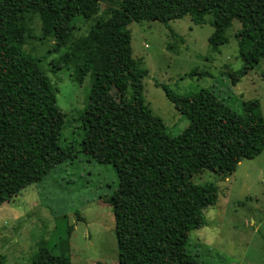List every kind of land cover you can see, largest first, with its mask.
Instances as JSON below:
<instances>
[{
  "label": "trees",
  "instance_id": "16d2710c",
  "mask_svg": "<svg viewBox=\"0 0 264 264\" xmlns=\"http://www.w3.org/2000/svg\"><path fill=\"white\" fill-rule=\"evenodd\" d=\"M106 0H0V204L39 183L52 169L77 156L113 167L118 186L110 197L118 264H201L188 250L190 228L168 215L157 201L180 187L186 206L200 213L217 200L214 184H194L204 171L230 176L242 160L264 150V118L257 100L236 112L209 89L176 95L162 86L166 98L201 136L182 145L168 134L143 97L146 69L137 67L128 26L157 21L164 25L190 16L198 24L212 16L208 38L212 51L227 41L226 31L237 20L238 54L242 67L229 74L237 83L264 60V0H121L110 16L96 20L74 40L76 20L92 19ZM34 14L51 52L70 46L65 64L77 83L87 75V104L66 142V112L57 104L40 60L24 51L27 17ZM191 73L190 75H192ZM120 94L115 110L102 97ZM152 136L141 138L143 129ZM5 258L0 255V264ZM32 264H71L47 244Z\"/></svg>",
  "mask_w": 264,
  "mask_h": 264
},
{
  "label": "rangeland",
  "instance_id": "374dc122",
  "mask_svg": "<svg viewBox=\"0 0 264 264\" xmlns=\"http://www.w3.org/2000/svg\"><path fill=\"white\" fill-rule=\"evenodd\" d=\"M121 0H106L92 19L78 18L74 40L84 36L98 19L108 18ZM24 51L40 60L52 85L57 88V104L66 112L63 131L66 142L79 140L73 132L77 117L87 104L91 77L77 83L72 64L63 62L70 46L51 52L53 40L44 38L36 15L27 17ZM237 20L226 31V43L218 51L208 46L213 32L212 16L198 24L190 16L168 22L142 21L128 26L132 57L137 67L146 69L143 97L168 134L182 145L202 135L188 123L166 98L162 86L176 95L209 89L236 112L242 104L257 100L264 118V60L237 83L229 74L243 62L238 54ZM193 73L192 75H190ZM120 94L112 89L103 104L115 110ZM141 138L152 136L143 129ZM194 184H214L217 200L197 213L186 206L182 187L157 201L167 214L184 219L190 228L188 250L201 264H264V150L255 158L242 160L228 177L204 171L192 177ZM113 167L77 154L58 165L39 183L20 191L0 204V255L4 264H32L47 244L71 264H118L110 197L117 189Z\"/></svg>",
  "mask_w": 264,
  "mask_h": 264
}]
</instances>
